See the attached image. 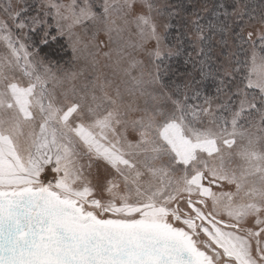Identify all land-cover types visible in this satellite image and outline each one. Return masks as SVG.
<instances>
[{"label": "snow or ice", "instance_id": "6c2138e0", "mask_svg": "<svg viewBox=\"0 0 264 264\" xmlns=\"http://www.w3.org/2000/svg\"><path fill=\"white\" fill-rule=\"evenodd\" d=\"M167 7L0 0V264H264V0Z\"/></svg>", "mask_w": 264, "mask_h": 264}, {"label": "trees", "instance_id": "16d2710c", "mask_svg": "<svg viewBox=\"0 0 264 264\" xmlns=\"http://www.w3.org/2000/svg\"><path fill=\"white\" fill-rule=\"evenodd\" d=\"M167 5H176L179 3H183L185 5H188L187 7V12H191L193 10L192 7V0H163ZM215 0H209V4L214 3ZM262 2V0H250V3L253 6H258L260 3ZM202 6V0H195V7L196 8H200ZM175 9L173 8H167V12L169 11H174ZM201 15H207L206 13L201 12ZM193 19V17L191 16H187L186 17V12L184 10H180L179 11V16L176 18H173L171 20V24L173 25V27H171L168 30V33L170 34V36H176L178 33L183 32L185 30H187L189 32V34H191V20ZM203 22V21H202ZM217 39H219V37H217ZM191 50V49H189ZM250 52L246 53V54H242L241 58L245 59L248 57ZM173 66V69L178 72V73H183L185 72V66L183 64V57L180 58H176L174 61L170 62ZM170 74H168L166 77H164L165 81L167 82L169 79L173 80L176 82V84H180L181 80L183 79L182 76L174 74L173 72H169Z\"/></svg>", "mask_w": 264, "mask_h": 264}, {"label": "rangeland", "instance_id": "374dc122", "mask_svg": "<svg viewBox=\"0 0 264 264\" xmlns=\"http://www.w3.org/2000/svg\"><path fill=\"white\" fill-rule=\"evenodd\" d=\"M157 2L161 5L162 7V10L165 12V14H167V4L163 1V0H157ZM157 22L160 26V31L161 32H168L169 29H165L164 25L166 23H168V20H167V16H162V17H157ZM249 55L247 57V59H249V62H250V58H251V51H249ZM256 56H257V60H256V64H257V72H260L264 69L261 68V61H260V57L261 56H264V53H261L259 48L256 49ZM71 57V50L69 49L67 54L64 55V60H68L70 59ZM53 59H59V57L53 55L52 57ZM140 59H145V57L141 56L139 57ZM106 63V61H102L101 62V68H100V71L104 72V73H110L111 72V69L107 68V67H104L103 65ZM61 64L64 66V67H68V65H64V62L61 61ZM80 69H83L84 70V74L85 76L87 77H91L92 73H93V69L90 65H88V63L84 60H80L79 62H77L73 67H72V70H80ZM247 71V69L245 70ZM170 74V73H168ZM176 83V82H175Z\"/></svg>", "mask_w": 264, "mask_h": 264}]
</instances>
